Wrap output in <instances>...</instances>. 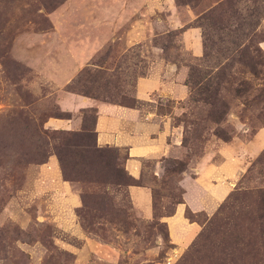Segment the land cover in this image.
Listing matches in <instances>:
<instances>
[{
  "label": "rangeland",
  "instance_id": "rangeland-1",
  "mask_svg": "<svg viewBox=\"0 0 264 264\" xmlns=\"http://www.w3.org/2000/svg\"><path fill=\"white\" fill-rule=\"evenodd\" d=\"M85 92L170 117L181 144L159 176L97 144L99 111L69 97ZM200 167L226 196L192 213ZM0 264H264V0H0Z\"/></svg>",
  "mask_w": 264,
  "mask_h": 264
},
{
  "label": "crops",
  "instance_id": "crops-1",
  "mask_svg": "<svg viewBox=\"0 0 264 264\" xmlns=\"http://www.w3.org/2000/svg\"><path fill=\"white\" fill-rule=\"evenodd\" d=\"M164 64L165 63L162 62L157 63L158 67L161 65L165 66L166 64ZM163 70L165 73V69ZM172 74H174L173 70L170 69L168 75L171 76ZM161 75L163 82H159L154 76L138 79L136 98L139 102L142 101L148 93L154 90L159 91L161 86L163 87L166 76L164 74ZM171 85L173 88L170 89V85H168V89L170 92L169 94L171 95L172 93L173 95L172 99L178 101L184 100V91L186 87L177 83ZM69 97L77 103L80 110L95 108L99 111L97 114V117H99L97 124V126H99L97 144L100 146H113L126 149L128 152L126 171L135 179H140L143 174L141 162H143V165L145 161L154 162V174L159 176L160 174L158 173L160 172L161 163H163L162 159L167 156L169 157V153L172 157L178 153L176 149L179 148L181 144L178 137L179 129H175L171 126L169 121L170 117L168 115L149 114L147 118L141 109L97 101L75 94H69ZM150 118L153 119L150 120ZM147 120H150L149 123H147ZM57 121L60 120H55V123ZM63 121H66V119ZM66 124H69V119L62 126H66ZM201 162H204V160H201L200 163ZM202 165L201 163L200 166ZM191 170L194 169L191 168ZM198 172L199 174L194 175L193 178L188 179L183 177L184 200L191 208L189 209L192 210V213L215 211L218 208L214 207L215 205L213 206V204L224 201L226 188L225 186H221L219 182L217 183L213 180V187L207 185L208 180L213 178L210 173L207 174L209 170L200 167L198 168ZM185 175L187 176L188 173ZM216 177H219V175ZM224 178L225 176L223 175L219 177V179L223 180ZM193 190L197 193V196L194 198L191 197ZM128 192L131 196L133 206L139 214L138 216L145 218L152 217L154 205L152 189L147 186H132L129 188ZM184 211L185 206L183 209L181 205L173 216L165 219V223L167 225H186ZM188 225L197 224L190 222Z\"/></svg>",
  "mask_w": 264,
  "mask_h": 264
},
{
  "label": "trees",
  "instance_id": "trees-1",
  "mask_svg": "<svg viewBox=\"0 0 264 264\" xmlns=\"http://www.w3.org/2000/svg\"><path fill=\"white\" fill-rule=\"evenodd\" d=\"M80 94H82L85 97L92 98V99L94 98L95 99V97H93V95H91L90 93L85 92V93H80ZM114 104H116V103H114Z\"/></svg>",
  "mask_w": 264,
  "mask_h": 264
}]
</instances>
